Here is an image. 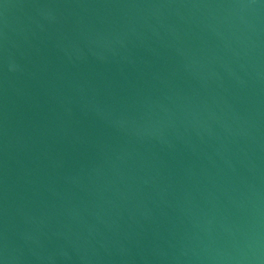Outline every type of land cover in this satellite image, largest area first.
Returning <instances> with one entry per match:
<instances>
[{
  "label": "water",
  "instance_id": "95a60500",
  "mask_svg": "<svg viewBox=\"0 0 264 264\" xmlns=\"http://www.w3.org/2000/svg\"><path fill=\"white\" fill-rule=\"evenodd\" d=\"M0 264H264V0H0Z\"/></svg>",
  "mask_w": 264,
  "mask_h": 264
}]
</instances>
